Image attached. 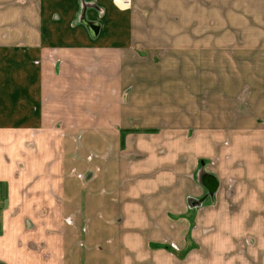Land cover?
<instances>
[{"label": "crops", "instance_id": "0c3cea01", "mask_svg": "<svg viewBox=\"0 0 264 264\" xmlns=\"http://www.w3.org/2000/svg\"><path fill=\"white\" fill-rule=\"evenodd\" d=\"M249 4L0 0V264H264V100L221 64L264 62Z\"/></svg>", "mask_w": 264, "mask_h": 264}, {"label": "rangeland", "instance_id": "374dc122", "mask_svg": "<svg viewBox=\"0 0 264 264\" xmlns=\"http://www.w3.org/2000/svg\"><path fill=\"white\" fill-rule=\"evenodd\" d=\"M251 0H246V5L248 7L246 8L247 12L253 11L255 7L253 4H249ZM259 7H264L263 5H259ZM223 16V15H222ZM145 20L147 22H168L169 21V15H145ZM223 66H226V76L228 75L230 71L231 79L237 78V81L240 84L238 97L240 98V104L239 107L242 108L241 117L243 119V122L246 119H249L248 117L251 114V104H256L258 99L263 98L264 100V62H255V61H248L243 60L241 62H226L221 63ZM220 64V65H221ZM235 74V75H234ZM211 78H216L217 76H214V73L211 71L210 73ZM259 94H261L259 96ZM254 96V98L252 97ZM231 96L227 95L226 98H230ZM236 95V98H238ZM233 99V97H231ZM257 101V102H256ZM260 102V100H259ZM237 103V102H236ZM252 115H254L252 113ZM260 118V117H259ZM259 122H261V119H258ZM248 124V123H243ZM212 137V136H211ZM243 153H240L239 155H235V163L236 170H234L231 174L235 173L240 174L238 175L239 178H249L250 174V167L245 165V162L242 159ZM241 169V170H239ZM201 171L205 178L209 179L210 182L206 184V190L210 193V191L213 190L211 186H213L211 183V180L215 179V176L210 174L209 172H206L204 170V165H201ZM199 172L197 173V175ZM201 174V175H202ZM237 176V175H236ZM234 176V177H236Z\"/></svg>", "mask_w": 264, "mask_h": 264}, {"label": "built area", "instance_id": "2783aa9c", "mask_svg": "<svg viewBox=\"0 0 264 264\" xmlns=\"http://www.w3.org/2000/svg\"><path fill=\"white\" fill-rule=\"evenodd\" d=\"M111 2L120 9H128L131 6V0H111Z\"/></svg>", "mask_w": 264, "mask_h": 264}, {"label": "trees", "instance_id": "16d2710c", "mask_svg": "<svg viewBox=\"0 0 264 264\" xmlns=\"http://www.w3.org/2000/svg\"><path fill=\"white\" fill-rule=\"evenodd\" d=\"M141 132H146V133H150V132H154L153 130H141ZM122 135V132H121Z\"/></svg>", "mask_w": 264, "mask_h": 264}, {"label": "water", "instance_id": "95a60500", "mask_svg": "<svg viewBox=\"0 0 264 264\" xmlns=\"http://www.w3.org/2000/svg\"><path fill=\"white\" fill-rule=\"evenodd\" d=\"M89 27L92 29V31L95 32V27L94 26H89Z\"/></svg>", "mask_w": 264, "mask_h": 264}]
</instances>
